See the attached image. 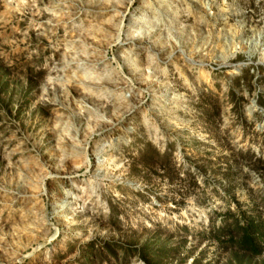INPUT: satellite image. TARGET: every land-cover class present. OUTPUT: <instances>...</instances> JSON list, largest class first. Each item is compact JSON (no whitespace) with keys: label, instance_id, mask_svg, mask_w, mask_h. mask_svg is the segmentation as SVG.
Wrapping results in <instances>:
<instances>
[{"label":"rangeland","instance_id":"1","mask_svg":"<svg viewBox=\"0 0 264 264\" xmlns=\"http://www.w3.org/2000/svg\"><path fill=\"white\" fill-rule=\"evenodd\" d=\"M151 228L264 264V0H0V264Z\"/></svg>","mask_w":264,"mask_h":264},{"label":"trees","instance_id":"2","mask_svg":"<svg viewBox=\"0 0 264 264\" xmlns=\"http://www.w3.org/2000/svg\"><path fill=\"white\" fill-rule=\"evenodd\" d=\"M154 151L157 154V151ZM170 156L168 149L162 154L165 164L169 162ZM161 168L166 170L167 167L162 165ZM183 229L185 230V228ZM144 232L147 233L148 237L141 242L133 240L124 244L115 241L102 242L98 247H94V254L86 257V263L130 264L132 258H136L141 264H185L186 259L190 257L191 252L184 251L186 248L185 239L174 241L171 234L162 240L157 228L146 229ZM247 233L249 234L250 231L248 230ZM93 246L91 244L90 248ZM180 253H182V257H179ZM198 262L197 259L193 258V264H198Z\"/></svg>","mask_w":264,"mask_h":264}]
</instances>
